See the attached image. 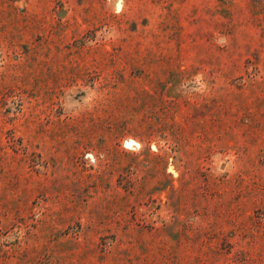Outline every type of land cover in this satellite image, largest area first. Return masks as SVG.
Listing matches in <instances>:
<instances>
[{
    "label": "rangeland",
    "instance_id": "rangeland-1",
    "mask_svg": "<svg viewBox=\"0 0 264 264\" xmlns=\"http://www.w3.org/2000/svg\"><path fill=\"white\" fill-rule=\"evenodd\" d=\"M0 264H264V0H0Z\"/></svg>",
    "mask_w": 264,
    "mask_h": 264
}]
</instances>
